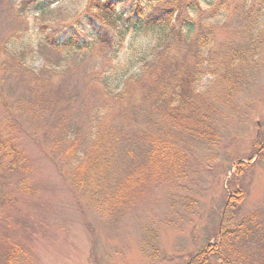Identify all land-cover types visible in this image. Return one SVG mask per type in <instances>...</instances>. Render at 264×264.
Here are the masks:
<instances>
[{"label": "trees", "instance_id": "trees-1", "mask_svg": "<svg viewBox=\"0 0 264 264\" xmlns=\"http://www.w3.org/2000/svg\"><path fill=\"white\" fill-rule=\"evenodd\" d=\"M53 1L32 0L41 13H47ZM86 1L87 10L75 22L44 38L46 46L62 55L100 47L114 50L113 60H120L122 54L127 57L114 68L107 67L104 76L100 77L98 72L94 75L97 82L102 81L110 88H106L108 92L87 122H77L67 112L78 96L30 88L32 92L44 90V114L51 115L44 124V142L50 143L49 151L45 150L52 154L63 183L76 194L84 190L85 196L89 195L98 204L115 200L125 206L126 184L147 181L156 175L159 181H167L171 186L166 192L169 197L165 196L170 221L178 219L194 226L192 216L200 204L197 196L200 199L203 196L200 187L192 185L193 176L198 183L204 174L210 179L223 171L226 176L235 162L237 170L226 189L221 187L223 202L210 214L213 218L221 211L220 218L213 219L206 244L191 254L189 264H264V200L255 208L246 207L244 187L235 188L234 182L243 168H254L264 161V130L251 135L250 150L245 149L251 153L245 157L249 162L242 160V150H237L239 145L234 138L224 134L227 112L235 113L224 104L228 106L245 89L240 87L248 65L259 66L257 57L264 49L261 22L264 0ZM119 7L124 10L120 11ZM221 8L223 11L218 13ZM235 8L242 12L241 21L251 42L240 45L242 48L227 45L223 60H219L215 26L208 22L204 12L209 9L218 16ZM143 31L156 36L157 43L141 44L137 48L132 42H125L127 33ZM125 47L133 48L124 52ZM208 47H211L209 51ZM219 61L220 66H215ZM134 67L137 71L129 75ZM205 73L227 88L196 91L193 87ZM1 100H7L4 88H0ZM21 130L29 131L15 117L0 118L2 204L11 201L18 192L32 189L27 185V176H22L17 184L8 182L12 171L30 170V161L20 147ZM130 163L133 164L129 167ZM117 207L111 205L106 211L112 214ZM150 228L146 233L155 232ZM152 237L155 242L157 232Z\"/></svg>", "mask_w": 264, "mask_h": 264}, {"label": "rangeland", "instance_id": "rangeland-1", "mask_svg": "<svg viewBox=\"0 0 264 264\" xmlns=\"http://www.w3.org/2000/svg\"><path fill=\"white\" fill-rule=\"evenodd\" d=\"M87 8L86 0H54L50 10L41 13L32 0H0V88H4L7 98L0 101V118L15 117L26 129L35 132L19 131L20 147L30 161V170L12 171L8 176L9 184H17L22 176H27V185L32 189L18 192L11 201L0 202V264H189L191 254L206 244L213 219L220 218L221 211L213 218L210 214L223 202L221 187L226 189L237 170L235 162L226 176L223 171L210 179L204 174L201 183L193 176L192 185L200 187L203 197L201 200L197 196L200 204L192 216V226L178 219L170 221L165 196L171 186L167 181H159L156 175L147 181L128 182L124 187L128 191L125 206L115 200L98 204L89 195L86 197L84 190H78V196L70 190L61 180V171L53 164L52 154L46 153L50 143L44 142V124L51 115L44 114V90L32 92L30 88L78 96L67 112H71L73 120L87 122L108 92L106 88H110L102 81L97 82L94 75L98 72L100 77L104 76L107 67L114 68L127 57L122 54L120 60H113L114 50L100 47L62 55L46 46L44 38L63 31ZM221 11L223 8L218 13ZM204 13L215 26L217 59L223 60L227 45L242 48L240 45L251 42L241 21L240 8L218 16L209 9ZM125 42H132L137 48L141 44L152 46L157 43V37L145 31L129 32ZM132 48L125 47L124 52ZM257 58L259 66L252 68L249 61L252 65L244 71L240 88L245 89L228 106L224 104L235 110V113L227 112L225 137L234 138L245 162H249L246 155L251 154L245 150H250L251 135L264 130V49ZM215 66L219 67L220 61ZM135 68L129 75L137 71ZM213 82L214 77L205 73L193 88L198 92L227 88L218 82L212 85ZM237 176L235 188L244 187L245 206L255 208L264 200V161L254 168H243ZM111 205L118 206L112 214L106 211ZM148 227L155 232L146 233ZM156 232L158 238L154 242L152 236ZM211 241L214 243L215 238Z\"/></svg>", "mask_w": 264, "mask_h": 264}]
</instances>
